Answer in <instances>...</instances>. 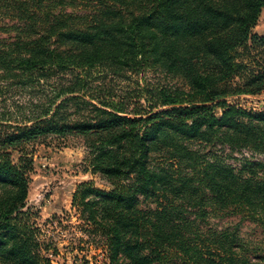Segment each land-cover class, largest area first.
<instances>
[{"label": "trees", "instance_id": "trees-1", "mask_svg": "<svg viewBox=\"0 0 264 264\" xmlns=\"http://www.w3.org/2000/svg\"><path fill=\"white\" fill-rule=\"evenodd\" d=\"M263 11L264 0H0V19L13 22L0 27L9 34L0 38V98L12 88L38 95L42 82L50 92L15 126L0 110V264H54V237L26 209L25 148L71 135L111 187L83 183L72 200L108 264H264L237 226L212 224L264 227V160L236 168L220 155L264 157V110L230 104L264 93V36L254 32ZM153 69L187 89L144 88L151 110L131 114L87 99L96 74Z\"/></svg>", "mask_w": 264, "mask_h": 264}, {"label": "rangeland", "instance_id": "rangeland-1", "mask_svg": "<svg viewBox=\"0 0 264 264\" xmlns=\"http://www.w3.org/2000/svg\"><path fill=\"white\" fill-rule=\"evenodd\" d=\"M72 8H67L71 11ZM10 20L0 19V27L9 24ZM11 22L10 24H12ZM255 33L264 36V11L255 28ZM9 34L0 31V38H7ZM87 99L100 108L102 103L109 104L114 109H125V112L135 113L149 111L145 99L144 88L151 90L159 86L168 88L187 89L186 84L177 77L168 76L161 70H145L140 73H127L115 76L95 75ZM40 94L32 95L22 88L6 90L0 98V110L13 113V118L6 124L15 126L30 110L27 106L40 102L42 97L50 95L46 83L39 85ZM43 92V93H42ZM43 97V98H44ZM148 98L150 96L148 95ZM4 102V103H3ZM230 104H238L247 110L257 112L264 110V93L259 96H239L230 100ZM19 107L26 110H20ZM20 112V113H18ZM219 113V110L217 111ZM18 113V114H17ZM11 129H7L10 131ZM4 126H0V133H4ZM14 162H18L22 154L9 150ZM28 158L33 160L30 173V188L27 208L33 215V221L48 237H54L58 248V255L53 258L54 264H84L83 257L88 264H108L104 251L95 245L96 237H88L84 232V223L79 214L72 208L73 196L78 186L83 183H93L97 188L109 190L110 184L101 176L92 173L90 149L86 147L82 138L78 136H48L27 144L25 148ZM225 162L239 168L245 159L263 161L264 157L249 150L231 154L229 150L221 153ZM228 155V156H227ZM231 155V156H229ZM213 227H238L239 236L249 245L259 248L264 255V227L240 218L213 219ZM84 238L88 244L79 249V241Z\"/></svg>", "mask_w": 264, "mask_h": 264}]
</instances>
